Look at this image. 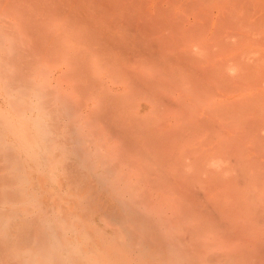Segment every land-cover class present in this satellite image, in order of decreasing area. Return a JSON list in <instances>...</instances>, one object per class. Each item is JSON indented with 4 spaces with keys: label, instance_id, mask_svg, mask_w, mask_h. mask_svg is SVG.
<instances>
[{
    "label": "rangeland",
    "instance_id": "rangeland-1",
    "mask_svg": "<svg viewBox=\"0 0 264 264\" xmlns=\"http://www.w3.org/2000/svg\"><path fill=\"white\" fill-rule=\"evenodd\" d=\"M0 37V100L35 80L94 91L101 114L139 110L146 132L186 115L215 183L218 264H264V0H0Z\"/></svg>",
    "mask_w": 264,
    "mask_h": 264
},
{
    "label": "bare ground",
    "instance_id": "bare-ground-1",
    "mask_svg": "<svg viewBox=\"0 0 264 264\" xmlns=\"http://www.w3.org/2000/svg\"><path fill=\"white\" fill-rule=\"evenodd\" d=\"M31 81L0 100V264H218L215 183L186 115L146 132L139 110Z\"/></svg>",
    "mask_w": 264,
    "mask_h": 264
}]
</instances>
